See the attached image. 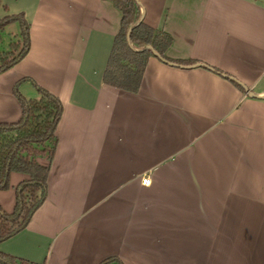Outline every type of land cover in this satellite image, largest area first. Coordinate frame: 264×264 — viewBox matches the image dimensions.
<instances>
[{"label":"crops","instance_id":"0c3cea01","mask_svg":"<svg viewBox=\"0 0 264 264\" xmlns=\"http://www.w3.org/2000/svg\"><path fill=\"white\" fill-rule=\"evenodd\" d=\"M138 1L171 36L165 55L195 61L150 55L130 91L102 78L113 0H0V18L23 12L30 26L28 52L0 72V121L21 117L25 76L63 105L53 159L38 157L46 198L0 250L45 264H264V0ZM20 89L39 96L30 80ZM29 176L14 170L0 189L7 211Z\"/></svg>","mask_w":264,"mask_h":264},{"label":"trees","instance_id":"16d2710c","mask_svg":"<svg viewBox=\"0 0 264 264\" xmlns=\"http://www.w3.org/2000/svg\"><path fill=\"white\" fill-rule=\"evenodd\" d=\"M121 11L120 28L114 36L113 44L103 71V81L130 91H137L142 79L147 59L154 55L150 43L164 60L185 63L195 59H176L165 55L171 43V36L141 19L142 9L138 0H113ZM20 23L21 39L12 41L10 50L1 57L0 72L19 61L29 50V22L23 12L8 14L0 18V31L8 23ZM18 50L17 52H14ZM213 70L224 74L241 90L245 87L239 80L215 66ZM32 81L39 96L27 97L20 89L21 83ZM14 94L22 106V115L16 121H0V189L10 187V175L14 170L30 176L16 186V205L7 211L0 202V241L23 229L35 210L47 195L50 163L41 162L38 157L53 159L58 136L57 125L63 105L59 97L31 77H22L14 85ZM11 223V224H9ZM9 224V225H8ZM115 256H109L98 264H108ZM1 264H45L0 250ZM118 264H123L118 259Z\"/></svg>","mask_w":264,"mask_h":264},{"label":"rangeland","instance_id":"374dc122","mask_svg":"<svg viewBox=\"0 0 264 264\" xmlns=\"http://www.w3.org/2000/svg\"><path fill=\"white\" fill-rule=\"evenodd\" d=\"M19 31H20V25L18 22L8 23L7 25H5L4 29L0 31V62L2 61L1 60L2 55H4L6 51L10 50L11 48L10 43L12 41H17V37H18L17 34H19L18 33ZM22 92L24 93L23 90ZM48 160L49 159L45 156L43 161L47 162Z\"/></svg>","mask_w":264,"mask_h":264},{"label":"water","instance_id":"95a60500","mask_svg":"<svg viewBox=\"0 0 264 264\" xmlns=\"http://www.w3.org/2000/svg\"><path fill=\"white\" fill-rule=\"evenodd\" d=\"M143 48H149V49H151L154 55H157L158 57H160L159 52L156 49H154L153 46L150 43L146 44ZM197 63L202 64L201 62H197ZM239 82L245 87V89H247V87H246V85L244 83H242L241 81H239ZM247 93L249 95H256V93H254L250 89H247ZM262 96H264V94Z\"/></svg>","mask_w":264,"mask_h":264},{"label":"built area","instance_id":"2783aa9c","mask_svg":"<svg viewBox=\"0 0 264 264\" xmlns=\"http://www.w3.org/2000/svg\"><path fill=\"white\" fill-rule=\"evenodd\" d=\"M150 181V176L149 175H144V177L141 178V183L142 184H148Z\"/></svg>","mask_w":264,"mask_h":264}]
</instances>
